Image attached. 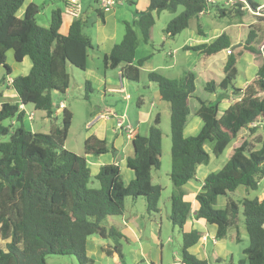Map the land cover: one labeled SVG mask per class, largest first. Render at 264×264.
I'll return each instance as SVG.
<instances>
[{"label": "trees", "instance_id": "trees-1", "mask_svg": "<svg viewBox=\"0 0 264 264\" xmlns=\"http://www.w3.org/2000/svg\"><path fill=\"white\" fill-rule=\"evenodd\" d=\"M25 0H0V67L5 71L0 85L7 84L11 70L6 65V53L13 52V59L20 63L25 57L31 62L29 72L12 79L10 86L18 103L0 102V264H46L47 256H71L78 264H95L86 252L90 237L114 241L125 239L120 229L102 222L107 217L123 215L126 198L143 197L146 212L158 213L162 187L153 185L151 174L160 167L161 131L157 116L146 135L135 134L131 140L132 157L126 161L133 179L123 184L116 165L100 167L94 179L98 188L88 187L91 171L85 156L98 157L113 151L104 140L89 136L83 142V156L64 149L72 114L63 109L58 118L52 115L65 97L70 77L68 67L79 71L86 69L89 52L98 54L103 69L121 67L122 80L138 82L143 60L135 61L138 40L133 27H137L143 43L151 38L155 17L167 11L173 18L163 30L172 39L189 25L192 19L203 14L215 13L219 18L243 20L256 11L251 0L227 4L223 0H147L145 10L137 12L131 24L125 23L122 39L113 45L109 54L98 53L87 35L83 33L86 21L79 16L73 19L65 35L60 33L62 13L51 12L47 28L35 23L39 8L29 4L18 18L16 13ZM98 3V0H94ZM182 8L178 14L177 9ZM102 22L101 9H95ZM262 15L247 27L242 48L233 54L229 36L223 32L209 44L186 48L205 57L229 50L222 68L219 84L205 83L204 90L214 92L230 90L232 103L218 115V103H209L195 97V77L183 72L178 79L169 80L151 72L147 79L152 83L162 102L169 110L170 172L174 188L170 196L169 221L182 235L180 264H221L197 259L189 249L200 240L196 230L183 231L189 219L202 221L216 227L215 239L222 240L231 229H237L239 215L243 218L248 246L243 259L235 264H264V197L235 201L230 197L238 188L257 190L264 179V136L255 135L264 128V62L255 77L242 89L232 84L237 75L236 62L244 51L264 52V9ZM196 32L202 34L197 25ZM86 92L90 83L84 84ZM85 92V93H86ZM0 92V99H1ZM84 95L83 99L87 100ZM195 98L199 107L195 115L202 127L195 136L184 137L183 129L189 116V100ZM61 99V100H60ZM31 106L43 112L50 123L48 133H33L23 125L24 112L20 107ZM60 118L58 126L51 125ZM7 120L9 126L3 125ZM247 133L234 148L227 162L202 181L201 191L195 196L197 209L183 198V186L195 180L196 169L207 165L210 157L204 150L211 144V153L219 157L239 137ZM4 137H8L3 141ZM226 198L223 209H215L217 200ZM238 235V234H237ZM116 253L121 258L118 245ZM226 264H233L228 262Z\"/></svg>", "mask_w": 264, "mask_h": 264}, {"label": "crops", "instance_id": "crops-1", "mask_svg": "<svg viewBox=\"0 0 264 264\" xmlns=\"http://www.w3.org/2000/svg\"><path fill=\"white\" fill-rule=\"evenodd\" d=\"M65 1L66 0L63 1L64 8L59 9L62 13V26L60 29V33L63 35L66 34L67 28L69 24L71 23V21L73 20L72 18H70L69 16L65 14ZM80 1L81 0H78L79 6L81 8ZM126 2L128 3V6H133L135 9L134 19L136 18L137 12L145 10L148 6L147 0H126ZM29 4H33L37 6V3L35 0H25L21 8L18 10L20 11V13L19 14L18 12L16 13V16L18 18H22L24 10ZM95 5H96L95 9H99V6L96 3ZM249 12H250L249 16L245 17L243 20H240V21L238 20L237 21L238 23L236 22L237 24L234 25V27H237L239 29V32L237 34H239L238 41H239V45L241 44L240 47H237V45H235V43H233L232 39L229 37L231 46H236V48L238 49L242 48L243 41H244L243 34L247 33V27L254 22L255 19L253 17L258 16V15L261 16L263 14L262 10L257 12L258 14H255L254 11L253 13L250 10ZM83 14L84 13L82 12V9H81L80 16L84 20L85 17L83 16ZM101 14H102V22L99 18H97L94 33L88 34V35H89L91 44L93 45V47L96 48L98 53L109 54L113 45L118 43L117 41L118 37L120 38L121 36V35H118L116 32V24L118 23L117 12L115 11L114 8H112L111 10L107 12H102ZM205 15L206 14H203L198 19H196L197 23ZM125 20L126 19L123 17V23L127 22ZM201 31H202V34H198L197 32H190L189 34H185L186 35L185 39L181 41V43L176 42L175 39L177 38H173L172 40L167 42L166 37L163 36L164 35L163 34L162 37L160 38V41L162 42L161 43L162 47L167 45L170 48L173 46V49L168 54L169 56L168 60L167 58L163 57V54L161 52L158 53L153 48L154 38H153V34H151L150 41L148 42L150 46H147V48H145L143 55H140L138 56V58H135V61L143 60L139 68L140 72H145L146 74L155 72L169 80L180 78L183 72H192L195 77L194 85L199 75H202L203 80H207V73L213 74L214 72L213 68H216L218 71H221L222 73V68L228 57L227 55L228 50H222L216 55L208 57L209 62L207 63V57H205L204 55L200 53L192 52L186 49V48L194 47L197 45L209 44L212 41H214L219 35H221V33L225 32L222 30L221 31L211 30L210 34H206L207 31H204V32L203 30ZM148 43L145 45H148ZM179 51H182L183 53V57H182L183 59H182L181 64L177 58ZM11 52L8 51L6 54L7 55L9 54L10 55L9 57L12 58V61L16 63L13 59V52L12 54H10ZM136 54L137 53H135V56ZM91 57H95L94 58L95 60L89 61L90 56H88L86 69L84 71H80V74L76 75V77L79 80L77 81L79 82V88L81 87L82 82L87 81L91 85L92 83H94L98 89L100 88L102 89V91L97 90L98 93L100 94L99 98L101 100H104L105 98H107V96H110V98H112V101L111 103L104 101L102 102V104H105V106L98 105L97 108H95L92 113H89V112L86 113L85 123H84L85 134L81 138V146L83 145L84 140L88 138L89 136H95L98 139L104 140L109 146L113 148V151L112 152L110 151L111 154L108 152L110 156L107 155L108 153L98 156V157L85 156L86 163L88 167L90 168V171L96 170V173H95L96 175L100 167L104 165H110V164L116 165L119 168V172H120L122 180H125L126 184H128L133 179V173L127 168V165H126L127 159L132 157L133 155V148L131 145L132 139L128 138L127 135L119 128L118 124L120 123V121H118V118L114 117L116 114L122 113L124 114V117L127 119L128 112L130 110V104L125 103L126 102L125 100L127 99L125 95L126 89H125V85L123 84L124 83L123 80L120 78V72L122 68L118 67L115 70L103 69L102 64L100 63L101 64L100 65L98 63V61L101 62V59L99 58L98 54H93V56ZM263 62H264V52L263 51H261V53L257 55L244 51L236 62V70L238 74L239 71L237 67L239 64L240 67L242 66V70H244L246 73L242 72L243 74L242 80L239 83V86L236 88L242 90L255 77L256 72L258 71L259 67L263 64ZM30 67H31V62L27 57H25L20 63L14 64V69L11 71V74H10L11 77H9V79L12 80L15 77L26 75L29 72ZM67 71H68L70 80L72 77V81H74L75 76H74L73 70H70V71L67 70ZM209 81H213V80H209ZM209 81H206L205 83ZM153 88H151V86H148V90L150 91L151 97L153 99L150 105L148 106L147 111L143 112L141 108L134 113V115L136 116V120H133V121L127 120L128 122L125 121V124L132 126L135 134L146 135L149 127L151 126V124L153 123L154 119L157 116L159 117V121L161 122V116L159 113L155 114L154 117H152L153 116L152 112L155 109V106L162 107L161 106L162 101L154 85H153ZM195 90H196V87H195ZM69 92L70 91L68 88L66 95H65L66 97H68ZM1 95H2L0 99L1 103H9V101L11 103H18V97L16 96L13 89L10 86H8V84L6 83L5 85H3V91L1 92ZM218 99H220V101L218 103L217 108L219 109V105L222 106L221 108L222 112L226 110L232 103L231 94L230 92H228V90L227 91L225 90V92L220 94ZM86 101H89V99L87 98ZM60 103L63 104L64 106L63 109H67L71 112L72 117H73V106L67 105L66 103H63V102H60ZM198 107H199V103H198V106L193 107L194 109L192 111V117H191V111L189 113V116L187 117V122L183 129L184 137L195 136L196 134L199 133L202 127L201 119L195 115V112L198 109ZM20 108L24 112L25 118L27 117L28 114L33 113L31 112L32 110L28 111L27 109H25V107H20ZM63 109H59L58 107V109L54 111L52 118H58ZM107 112H113L114 116L108 114ZM221 113L218 112V115H221ZM122 114L120 115V118H123ZM40 118L41 120L43 119V122L48 123V120L45 118V115H41ZM33 120H34V113H33L31 120L27 118L28 129L26 130L31 131L33 133H40V131L35 130V127H34L35 125L31 123L33 122ZM262 132L264 135V128L262 129ZM246 133H247L246 131H241L239 137H237V139L229 147L225 149V150L229 149L228 154L226 155V162L231 156L233 149L239 146V144L241 143V139L245 136ZM255 135H260V134L256 133ZM64 149L71 153H74L73 151L67 148L66 140L64 143ZM81 150H82L81 151L82 153L78 154V156H83V148H81ZM106 156H109V157L106 158ZM209 163H210V160L208 164ZM156 173L153 172L151 174L152 184L159 185L161 187L160 184H155V180L158 179V174L156 175ZM207 175H209L208 169L206 170V167H204L203 165L198 166L196 169L195 180L188 181L182 188L183 193H184L183 198L185 201L191 204L192 211H195L197 209V204L195 203V196L197 195V193L201 191L202 181ZM186 193H187V199H185ZM233 195L234 193L231 194L230 197H233ZM263 197H264V188L260 196H258V198L261 199ZM225 201H226V198L220 197L217 200L216 205L219 203L220 208H224ZM184 226H187L186 232L190 230H196L201 235L200 240L197 242V244L189 249V252L192 255H195L197 259L203 260V261H209L210 263L215 262V260H220L221 264H226L228 262L235 264L239 260L243 259V258L237 259L235 257L236 256L235 250L232 249L231 245L228 244V242L235 243L237 241H240L238 235H235V237L233 238L228 234L229 236H227L225 239L217 240L215 239L216 227L214 225H208L202 221H196L194 219H189ZM131 229H132V226L128 223V221H125L123 219L121 232H123V230L130 231ZM148 247L149 246L146 245L136 253V255L138 256V260H140L139 264H153L150 261V255L147 254ZM243 250L241 252H243ZM86 252L89 258H92L95 256V255L91 256V254L98 253V259H97L98 263H96V261H94L93 258H92V261L95 264H99L101 262L100 260H102L103 250L100 249L99 246H96L95 244H93L90 241L88 242L87 240ZM111 255H112L110 256L111 260L115 264H122L119 256L116 253H112ZM235 260L236 262L234 263ZM158 264H162L160 256L158 258Z\"/></svg>", "mask_w": 264, "mask_h": 264}, {"label": "rangeland", "instance_id": "rangeland-1", "mask_svg": "<svg viewBox=\"0 0 264 264\" xmlns=\"http://www.w3.org/2000/svg\"><path fill=\"white\" fill-rule=\"evenodd\" d=\"M35 1L37 3V6L39 7V11L34 16V20L35 23L42 28H47L49 26L50 15L52 11L56 9L64 8L63 5L64 0H35ZM251 1L256 6H261L262 4H264V0H251ZM80 3H81L82 12L84 13L83 16L85 17L84 20L86 21V26L83 30V33L89 37L88 34H93L95 31L97 16L94 10L96 8V5L94 0H81ZM97 5L99 6L98 3ZM113 8L117 12L118 23L116 24V32L118 35H121L120 38L118 37L117 40L119 42L124 34L125 23L131 24L134 21L135 9L133 6H128V3L126 1L121 4H118L117 6H114ZM181 11L182 8L179 7L177 9L176 14L180 13ZM19 13L20 11H18V14ZM173 16L174 15L171 14L170 12L167 11L161 12L158 16L155 17V23L151 31V34H153V38H154L153 48L158 53L161 52L163 54V57L167 58V60L169 59L168 54L173 49V46L170 48L167 45L162 47L161 44L162 42L160 41V38L164 34L163 30L165 29L169 21L173 18ZM123 17L126 19L125 21L127 22L123 23ZM237 21L238 20L234 18H228V17L219 18L215 13L211 12L206 14L202 19H200L199 20L200 23L199 22L197 23L196 19L190 20L187 29L179 33L181 35L178 34L174 38H177L175 39L176 42L181 43V41L185 39L186 36L185 34H189L190 32H196L197 24H198L201 30H203V32L207 31L206 34H210L211 30L225 31V33L232 39L233 43H235V45H239V41H238L239 34H237L239 32V29L237 27H234V25L238 23ZM133 30L135 31L138 40L137 48L135 51V53H137L135 58H138V56L143 55L145 48H147V46L150 45L149 43L148 45H145L147 43L142 42L137 27H133ZM246 34H243L244 39L246 37ZM172 39L166 38V41L169 42ZM232 47L233 46H231V48ZM237 49L238 48L233 49L234 55L236 54ZM10 54H12V52ZM93 54L94 53L92 51L89 52V56H90L89 61L95 60L94 59L95 57H91L93 56ZM9 56H10L9 54L8 55L6 54L5 63L8 67L11 68L12 71L14 69V64L16 63H14L12 61V58H10ZM182 57H183V53L182 51H179L177 58L180 64L183 59ZM208 62H209V58L207 57V63ZM98 63L100 64L101 62L98 61ZM0 68H1L0 69V79H1L5 71L3 70L2 67ZM237 68L239 72L236 75L232 84L235 88L239 86V83L242 80L243 77L242 72H245L244 70H242V66L240 67L239 64ZM213 69H214L213 74L207 73V80H203L202 75H199L197 81L195 82V87H196L194 93L195 97H198L201 100H204L209 103H215L219 95L225 92L218 88L214 92H208L204 90L203 85L206 81L213 80L215 83L219 84L223 77L221 71H218L216 68ZM68 70L69 71L73 70L75 77H74V81H72V77H71L69 83L70 85L68 87L70 91L68 93V97L65 96L62 100L60 99L61 100L60 102L73 106V117L71 119V125L68 130V134L66 138V146L69 150L76 153L75 155H78L82 153L81 138L85 134L84 123H85L86 113L87 112L92 113L94 109L97 108L98 105L105 106V104H102V102L104 101L111 103L112 98H110V96H107V98L101 100L99 98L100 94L98 93V91L99 90L102 91V89L101 88L98 89L94 83H92V85L90 84L91 90L88 92H86L84 86L85 82H82L81 87L79 88V82H77L79 80L76 77V75L80 74V71L74 69L73 67H68ZM147 75L148 74H146L145 72H140L138 82L123 80L124 82L123 84L125 85V89H126L125 95L127 97L125 103L130 104V110L128 112L127 119L124 117V114L122 113L116 114L115 116L113 112H107V113L112 114L115 118H118V121H122L123 123H125V121L128 122L127 120L130 121L136 120V116L134 115V113L137 110L142 108L143 112L147 111V108L153 99L151 97L150 91L148 90V86H151V88H153V84L148 81ZM2 91H3V85H0V92ZM228 92H230V90H228ZM84 95L88 96L89 101L83 99ZM9 103L11 102L9 101ZM161 106L162 107L155 106V109L152 112L153 114L152 117H154V115L157 113H159L161 116V122L159 124V129L161 131V158H160L159 170H157V173L155 171L156 175L158 174V179L155 180V184H160L163 189L157 205L159 211L158 213L148 214L146 212L145 201L143 197H139L137 200L134 201L132 200V198H126L124 201L123 215L117 217H107L106 220L102 222V225L104 227L113 226V227H117L118 229L120 228L122 229L123 219L125 221H128V223L132 226V229L130 231L123 230V235L126 237V240L125 239H120V240L118 239L116 241L112 239L104 240L95 236L90 237L88 239V242L89 241L92 242L93 244L99 246V248L103 250L102 260H100L101 262L99 264H115L111 260V257L106 254L107 252H113L115 245H118L119 247V251L121 255L120 261L122 262V264H139L140 260H138V256L136 255V253L146 245L149 246L147 254L150 255V261L153 264H158L159 256L162 264H180L182 235L180 233V230L177 227H172L169 221L170 196L172 192H174V188L168 177V174L170 172V165H171L170 139H169V110L167 104H165L164 102H162ZM194 106H198V102L195 98H192L190 99L189 102L191 117ZM221 108L222 106L219 105V109H218L219 113L222 112ZM25 109H27L28 111L32 110L31 112L34 113V120L31 123L35 125L34 126L35 130L40 131V133H48L50 129V123L49 122L45 123L43 122V119L41 120L40 118V116L44 115V113L39 111H33L32 107L29 105L25 106ZM121 114L123 115V118H120ZM11 123L12 122L10 120H7L3 123V125L9 126ZM59 123H60V118L53 121L51 125L58 126ZM22 125L25 129H28L27 117L23 118ZM256 133L264 136L262 132V128L257 129ZM7 139L8 137H4L3 141H6ZM204 150L208 153L210 157V163L208 165H203V166L206 167V170L208 169L209 174L217 172L226 163V155L228 154L229 149L225 150L219 157H214L212 155L210 143H206L204 145ZM109 153L111 154L110 151ZM109 153L107 155L110 156ZM109 156H106V158H108ZM95 173L96 170H91V178L89 179V183H88V187L92 189L98 188V183L94 179ZM122 181L124 184H126L125 180ZM263 188H264V179L259 183V186L255 191H247L242 187L238 188L234 192L232 199L235 201H240L241 199L252 200L260 196ZM185 199H187V193L185 194ZM214 208L223 209L220 208L219 203L215 205ZM186 227L187 226L183 227L184 232L187 231ZM228 234L233 238L235 237V235L238 234L240 241L237 242L234 241L235 243L228 242V244L231 245V248L235 250V255H236L235 257L237 259L243 258L244 256L242 255L241 251L248 246L249 240L245 232L243 218L241 217V215H239V222L237 225V229L236 230L231 229ZM93 255H95L94 257H92L93 260L96 261V263H98L97 262L98 253L91 254V256ZM92 258L90 259L92 260ZM45 260H46V264H78L75 258L71 256L52 255V256H47ZM235 262L236 260L234 261V263Z\"/></svg>", "mask_w": 264, "mask_h": 264}, {"label": "built area", "instance_id": "built-area-1", "mask_svg": "<svg viewBox=\"0 0 264 264\" xmlns=\"http://www.w3.org/2000/svg\"><path fill=\"white\" fill-rule=\"evenodd\" d=\"M125 1L126 0H98V4H99V8L101 9L102 12H107V11L111 10L114 6H117L118 4H121ZM236 1H239V0H223V2L230 4V5L235 3ZM240 1L243 2L244 5L246 6V8L249 9V7L245 3V1H243V0H240ZM263 9H264V4H262L261 6H258L256 11H254V12H255V14H258L257 12H259L260 10H263ZM249 10L253 12V10H251V9H249ZM65 14L72 19H77L80 16L81 8L79 6L78 0H66L65 1ZM229 54H230V51L228 50L227 55H229ZM11 83H12V80L9 79L7 81V84L11 85ZM58 107H59V109H63L64 106L62 103H60ZM110 115H112V114H110ZM32 116H33L32 113L28 114L27 118L29 120H31ZM118 126L127 135L128 138L132 139L134 137L135 133H134V129L132 128V126L125 124L122 121H120Z\"/></svg>", "mask_w": 264, "mask_h": 264}, {"label": "water", "instance_id": "water-1", "mask_svg": "<svg viewBox=\"0 0 264 264\" xmlns=\"http://www.w3.org/2000/svg\"><path fill=\"white\" fill-rule=\"evenodd\" d=\"M240 45H241V44H240ZM240 45H239V46L237 45V47H240ZM235 48H236V46H233L231 49L233 50V49H235Z\"/></svg>", "mask_w": 264, "mask_h": 264}]
</instances>
